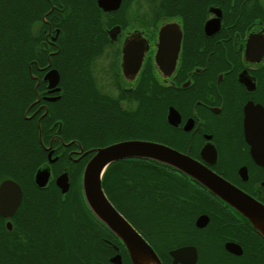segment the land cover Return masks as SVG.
<instances>
[{"label": "flooded vegetation", "instance_id": "flooded-vegetation-1", "mask_svg": "<svg viewBox=\"0 0 264 264\" xmlns=\"http://www.w3.org/2000/svg\"><path fill=\"white\" fill-rule=\"evenodd\" d=\"M26 2L20 74L27 84L18 90L32 95L18 121L6 125L20 141L28 122L37 128L44 160L33 175L46 164L50 170L42 189L60 192L55 180L65 172L69 191L96 148L126 140L162 144L240 190L256 211L249 209L252 220L189 175L151 160L165 169L167 190L147 189L143 197L137 186L130 224L161 264H264V0H196L158 14L139 12L137 0L107 10L97 0H34L33 20L26 19ZM142 103L147 138H138ZM5 148L9 154L10 143ZM5 179L20 186L9 177L0 183ZM172 183L180 185L173 190ZM21 202L8 219L0 216L7 231ZM160 215L161 231L139 221ZM93 221L98 231L78 222L84 232L70 241L82 250L91 243L93 260L82 255L71 264H132L121 242ZM177 249L187 251L174 259Z\"/></svg>", "mask_w": 264, "mask_h": 264}, {"label": "trees", "instance_id": "trees-1", "mask_svg": "<svg viewBox=\"0 0 264 264\" xmlns=\"http://www.w3.org/2000/svg\"><path fill=\"white\" fill-rule=\"evenodd\" d=\"M195 1L173 0L169 3L167 0H159L160 13H163L168 5L177 12L180 5L189 6ZM36 10L34 0H27L26 19H35ZM23 11L24 0H0V152L6 153L5 146L10 143L9 154L12 156L9 162L6 161V157L0 161V179L5 177L15 179L20 183L23 191L21 206L13 216L11 231L5 229L0 218V264H71L72 260L81 262L82 255L91 261L93 260L91 257L96 253L91 243L89 250H82L81 247L76 248L78 241L73 242L74 247L70 242L72 236L75 235L77 240L78 233L84 232L83 227H77L78 222L88 227L90 225L91 231L99 230V225L94 223L92 215L84 204L78 177L74 179L66 194H61L54 185L47 189L36 188L32 183V175L35 168L44 160V152L36 136L37 128L28 122L27 138L20 141L18 137H13L16 135L13 133V126L6 125L18 121L15 116L21 105L29 102L32 95L30 91L18 90L19 86L22 87L26 83L20 74L21 43L24 36ZM143 103L140 106L142 111H139L138 138L149 136L143 129L147 117V108ZM9 128L11 129L9 138H12L6 141L8 132L5 131ZM99 144H103V141ZM165 176V169L158 163L130 158L109 165L102 176L101 186L112 205L117 210H121L129 222L135 223L134 205L131 201L135 189L137 186L142 189L143 197L146 196L147 189L155 191L157 188L165 191L168 181ZM170 180L180 179L172 177ZM151 183L153 184L149 186ZM178 185L180 184L172 183L171 188ZM186 190L190 189L186 188ZM51 206L54 209H51ZM80 218L82 220H79ZM139 221L145 228H149V224H155L153 230H162L161 215L156 218L140 216ZM106 234L110 236L108 231Z\"/></svg>", "mask_w": 264, "mask_h": 264}, {"label": "water", "instance_id": "water-1", "mask_svg": "<svg viewBox=\"0 0 264 264\" xmlns=\"http://www.w3.org/2000/svg\"><path fill=\"white\" fill-rule=\"evenodd\" d=\"M119 1L97 0V4L99 7L107 10L116 8L119 5ZM166 29V26L160 28L158 34L159 43H163L166 37ZM56 79L57 74L55 73V81ZM130 158L152 160L161 164L170 165L176 170L189 175L203 187L236 209H239L243 213L246 212V215L252 217V220L255 219L251 216V211H256L255 205H252L248 201L249 198L244 193L220 179L215 174L203 169V167L192 161L189 157L162 144L143 140H126L102 148H96L81 173V195L92 217L121 242L132 264H161V262L155 251L140 233L112 205L101 186L102 176L109 165ZM51 161L53 160H49V162ZM49 179L50 170L47 164L37 168L33 175V182L40 189L47 185ZM55 183L60 189L61 194H65L69 188L67 173L60 174L56 178ZM21 196V188L15 181L11 179L1 181L0 216L8 219L19 206ZM248 204H251V207ZM242 207L243 209L246 208V210L243 211ZM6 227H10L9 221L6 222ZM186 251L185 249H177L172 251L171 255L174 259H178ZM190 253L195 258V254L191 250ZM115 258V262L118 263V257L115 256ZM194 258L191 261H194Z\"/></svg>", "mask_w": 264, "mask_h": 264}, {"label": "rangeland", "instance_id": "rangeland-1", "mask_svg": "<svg viewBox=\"0 0 264 264\" xmlns=\"http://www.w3.org/2000/svg\"><path fill=\"white\" fill-rule=\"evenodd\" d=\"M139 1V4L141 6V8L139 9V12H147V8L150 10L154 9V13L158 14L160 12V6H159V0H137ZM135 4V3H133ZM6 157V158H5ZM12 156L8 153H5L4 158L6 159V161L9 162V159ZM2 164L5 165V162L2 161ZM79 180V185H80V179Z\"/></svg>", "mask_w": 264, "mask_h": 264}]
</instances>
